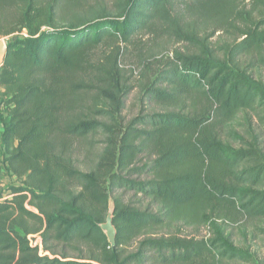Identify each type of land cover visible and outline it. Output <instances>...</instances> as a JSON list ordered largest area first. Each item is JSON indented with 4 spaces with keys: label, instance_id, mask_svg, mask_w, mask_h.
Returning a JSON list of instances; mask_svg holds the SVG:
<instances>
[{
    "label": "trees",
    "instance_id": "trees-1",
    "mask_svg": "<svg viewBox=\"0 0 264 264\" xmlns=\"http://www.w3.org/2000/svg\"><path fill=\"white\" fill-rule=\"evenodd\" d=\"M61 3L0 0V39L19 34L1 162L20 183L0 182V264H264L231 228L264 221V0H122L66 26ZM145 34L183 48L152 52Z\"/></svg>",
    "mask_w": 264,
    "mask_h": 264
},
{
    "label": "rangeland",
    "instance_id": "rangeland-1",
    "mask_svg": "<svg viewBox=\"0 0 264 264\" xmlns=\"http://www.w3.org/2000/svg\"><path fill=\"white\" fill-rule=\"evenodd\" d=\"M122 0H62V3L59 5L56 10V19L57 23L60 26H66V22L83 17V18H91L94 16L106 15L110 13H115L117 11L118 5ZM45 29V27H43ZM25 35V31L21 33ZM19 34H12L8 37L1 38L6 44L17 39ZM145 46L152 52H164L170 53L174 49H182L183 45L176 43L171 39L166 38H153L150 35H143L140 38ZM127 63L129 65H133V63L128 59ZM262 79L264 80V72L262 74ZM128 106L127 115L134 112L133 108ZM238 125L241 127L245 126L244 122L239 119ZM249 125L251 128L256 127V123L254 120H250ZM237 129L240 127L236 126ZM258 129V127H257ZM261 148L264 154V136L261 137ZM2 158H1V143H0V182L3 189L10 186H18L20 185L18 180L12 178L5 168L2 166ZM258 229L255 230L254 227H250L247 222L243 219H238L236 222L231 224V228L233 229V238L235 244L241 246L243 248L249 249L251 253H253L257 258H264V221L262 223H258ZM169 232H176L183 236L195 237L200 239L205 237L207 232L205 228L201 227H186L181 225H173L163 230ZM37 236H30L29 239H35Z\"/></svg>",
    "mask_w": 264,
    "mask_h": 264
},
{
    "label": "water",
    "instance_id": "water-1",
    "mask_svg": "<svg viewBox=\"0 0 264 264\" xmlns=\"http://www.w3.org/2000/svg\"><path fill=\"white\" fill-rule=\"evenodd\" d=\"M6 51H7L6 43L0 39V68L3 65L4 59L6 56ZM113 213H114V202L111 198H109L108 205H107V215H106L105 221L99 227L110 247L115 246V236H116V230L112 222Z\"/></svg>",
    "mask_w": 264,
    "mask_h": 264
},
{
    "label": "built area",
    "instance_id": "built-area-1",
    "mask_svg": "<svg viewBox=\"0 0 264 264\" xmlns=\"http://www.w3.org/2000/svg\"><path fill=\"white\" fill-rule=\"evenodd\" d=\"M33 244L39 245V238L38 237H35V239L33 240Z\"/></svg>",
    "mask_w": 264,
    "mask_h": 264
}]
</instances>
